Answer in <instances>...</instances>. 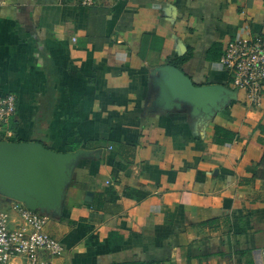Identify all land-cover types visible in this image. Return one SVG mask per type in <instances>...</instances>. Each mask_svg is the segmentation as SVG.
Instances as JSON below:
<instances>
[{
  "label": "crops",
  "instance_id": "0c3cea01",
  "mask_svg": "<svg viewBox=\"0 0 264 264\" xmlns=\"http://www.w3.org/2000/svg\"><path fill=\"white\" fill-rule=\"evenodd\" d=\"M264 32V0H0V142L71 153L44 231L50 264H261L264 92L250 106L219 62ZM236 98L209 113L159 104L164 65ZM28 203L0 182V217ZM11 264H25L14 258Z\"/></svg>",
  "mask_w": 264,
  "mask_h": 264
},
{
  "label": "water",
  "instance_id": "95a60500",
  "mask_svg": "<svg viewBox=\"0 0 264 264\" xmlns=\"http://www.w3.org/2000/svg\"><path fill=\"white\" fill-rule=\"evenodd\" d=\"M166 73L159 82V104L180 106V100L196 112L209 113L236 92L222 84H195L180 68L168 64L158 68ZM71 153L56 152L38 141L0 142V182L13 196L35 209L45 203L59 205L61 164Z\"/></svg>",
  "mask_w": 264,
  "mask_h": 264
},
{
  "label": "built area",
  "instance_id": "2783aa9c",
  "mask_svg": "<svg viewBox=\"0 0 264 264\" xmlns=\"http://www.w3.org/2000/svg\"><path fill=\"white\" fill-rule=\"evenodd\" d=\"M94 2L82 0L85 6H91ZM219 62L227 73L231 88L241 91L244 101L250 106H260L264 92V32L233 38ZM16 109L15 93L0 94V132L7 131ZM19 215L22 225L16 227H10L0 217V264H11L14 258H21L25 264H50L42 257H56L64 247L59 240L44 231L47 215L28 207H21ZM260 257L261 264H264V249Z\"/></svg>",
  "mask_w": 264,
  "mask_h": 264
},
{
  "label": "trees",
  "instance_id": "16d2710c",
  "mask_svg": "<svg viewBox=\"0 0 264 264\" xmlns=\"http://www.w3.org/2000/svg\"><path fill=\"white\" fill-rule=\"evenodd\" d=\"M262 164H264V155H263V158H262V161H261Z\"/></svg>",
  "mask_w": 264,
  "mask_h": 264
}]
</instances>
